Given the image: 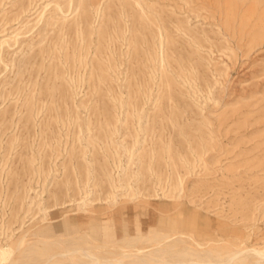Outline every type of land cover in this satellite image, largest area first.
Here are the masks:
<instances>
[{
	"label": "rangeland",
	"instance_id": "obj_1",
	"mask_svg": "<svg viewBox=\"0 0 264 264\" xmlns=\"http://www.w3.org/2000/svg\"><path fill=\"white\" fill-rule=\"evenodd\" d=\"M227 1L230 25L209 0H0V243L84 215L87 194L119 237L264 232V37L245 30H264V0Z\"/></svg>",
	"mask_w": 264,
	"mask_h": 264
},
{
	"label": "bare ground",
	"instance_id": "obj_2",
	"mask_svg": "<svg viewBox=\"0 0 264 264\" xmlns=\"http://www.w3.org/2000/svg\"><path fill=\"white\" fill-rule=\"evenodd\" d=\"M209 1L220 7L229 25L244 17L240 6H234L227 0ZM49 4L50 2L47 3L46 7ZM55 8L56 10H62V5L57 3ZM41 18H43V15ZM248 24H250V27L245 30L252 35L254 43L259 42V39L264 37V30L259 32L254 21L247 22L246 25ZM234 25L239 26L238 24ZM240 28L242 27L240 26ZM19 35L18 32L16 37ZM9 40L3 38L1 44H10ZM114 182V178L111 179V185L117 188ZM181 189H185L183 180H181ZM163 193L166 195L165 191ZM89 195L84 196L82 202L78 205L85 212L84 215H87V212L90 211H97L93 207L94 204H92L95 201L91 200ZM112 196L113 198L110 201L108 200L107 206H110L112 202H117V195L113 194ZM178 196H183V194ZM183 199L182 197L178 199L175 204L176 207L182 204ZM140 206L142 205L136 204L135 207L138 209ZM63 213L60 216H53L52 223H48L43 227L36 226L34 229L29 228L30 232H22L16 238L13 237L4 244L0 243V264L28 263L22 257L25 254L27 244H34L37 249H46L43 254L40 253L41 255L35 262H29L30 264H62L64 259L70 262L74 260V264H264V232L259 231L256 221L244 229H237L235 225H225V227H231V231H234L235 234H231L223 240L214 237L200 240L197 236L194 238V234L183 230H178V232L172 234L165 232L144 236V234L134 233L131 234V237L125 235L119 237L114 230L116 226L113 224L114 215L111 212L96 218L85 217L84 215L73 217L67 214V210H63ZM178 215H182V218H184V208H181ZM175 217L176 212L173 214L172 219ZM195 217L197 219L200 217L198 211L195 212ZM206 221L212 227L216 224L223 226L221 220L216 221L215 224L213 218H208ZM94 223H98V225ZM72 224L75 226L72 234L76 235H71L66 239L49 235V229H53L60 234L62 229ZM86 224L88 226L94 224V228L101 230L102 234L96 237L91 232L86 235V232L83 233L76 229V227L80 228ZM254 237L261 239L263 244L254 242ZM78 239L84 240L86 246L77 245L72 248L69 246L68 249L65 247L63 250L55 249L56 245L64 244V240L76 242ZM175 240H178L177 244L172 243ZM172 252L175 254V260L167 258V254Z\"/></svg>",
	"mask_w": 264,
	"mask_h": 264
},
{
	"label": "crops",
	"instance_id": "obj_3",
	"mask_svg": "<svg viewBox=\"0 0 264 264\" xmlns=\"http://www.w3.org/2000/svg\"><path fill=\"white\" fill-rule=\"evenodd\" d=\"M131 229H133V230H131ZM142 229L145 230L144 232H146V231H148L150 229V226H142ZM136 231H137V227L136 226H131L130 227V231H129L130 233L134 234V233H136Z\"/></svg>",
	"mask_w": 264,
	"mask_h": 264
}]
</instances>
